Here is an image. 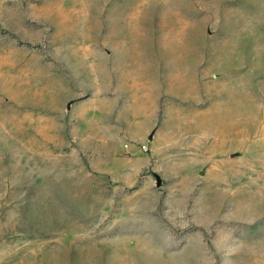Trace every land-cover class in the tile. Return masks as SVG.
Here are the masks:
<instances>
[{
	"label": "rangeland",
	"instance_id": "1",
	"mask_svg": "<svg viewBox=\"0 0 264 264\" xmlns=\"http://www.w3.org/2000/svg\"><path fill=\"white\" fill-rule=\"evenodd\" d=\"M0 264H264V0H0Z\"/></svg>",
	"mask_w": 264,
	"mask_h": 264
},
{
	"label": "built area",
	"instance_id": "2",
	"mask_svg": "<svg viewBox=\"0 0 264 264\" xmlns=\"http://www.w3.org/2000/svg\"><path fill=\"white\" fill-rule=\"evenodd\" d=\"M143 150H146L145 147L143 148Z\"/></svg>",
	"mask_w": 264,
	"mask_h": 264
}]
</instances>
